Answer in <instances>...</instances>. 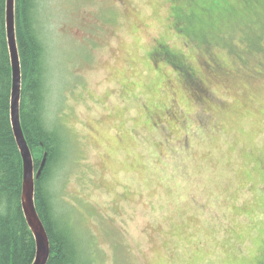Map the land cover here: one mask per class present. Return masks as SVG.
<instances>
[{
	"label": "rangeland",
	"instance_id": "1",
	"mask_svg": "<svg viewBox=\"0 0 264 264\" xmlns=\"http://www.w3.org/2000/svg\"><path fill=\"white\" fill-rule=\"evenodd\" d=\"M37 2L83 264H264V0Z\"/></svg>",
	"mask_w": 264,
	"mask_h": 264
},
{
	"label": "trees",
	"instance_id": "2",
	"mask_svg": "<svg viewBox=\"0 0 264 264\" xmlns=\"http://www.w3.org/2000/svg\"><path fill=\"white\" fill-rule=\"evenodd\" d=\"M6 1L0 0V264H33L36 241L22 208L23 160L11 123L13 73L6 33ZM37 0H16V29L22 63L21 121L36 169L47 156L36 182V207L48 231V264H83L74 232L55 216L48 185L61 155L62 140L47 125V45L38 27Z\"/></svg>",
	"mask_w": 264,
	"mask_h": 264
},
{
	"label": "water",
	"instance_id": "3",
	"mask_svg": "<svg viewBox=\"0 0 264 264\" xmlns=\"http://www.w3.org/2000/svg\"><path fill=\"white\" fill-rule=\"evenodd\" d=\"M6 33L13 73L11 123L24 169L22 208L27 224L36 241V256L33 264H48L51 256V242L35 202L36 182L45 167L47 156H45L40 169L37 170L21 121L23 78L16 29V0L6 1Z\"/></svg>",
	"mask_w": 264,
	"mask_h": 264
}]
</instances>
